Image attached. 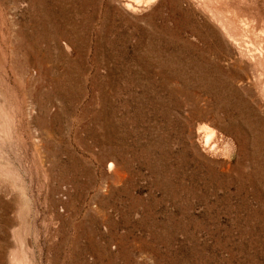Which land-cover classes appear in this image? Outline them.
I'll use <instances>...</instances> for the list:
<instances>
[{
	"label": "rangeland",
	"instance_id": "374dc122",
	"mask_svg": "<svg viewBox=\"0 0 264 264\" xmlns=\"http://www.w3.org/2000/svg\"><path fill=\"white\" fill-rule=\"evenodd\" d=\"M0 264H264V0H0Z\"/></svg>",
	"mask_w": 264,
	"mask_h": 264
},
{
	"label": "bare ground",
	"instance_id": "6f19581e",
	"mask_svg": "<svg viewBox=\"0 0 264 264\" xmlns=\"http://www.w3.org/2000/svg\"><path fill=\"white\" fill-rule=\"evenodd\" d=\"M144 0H136L137 3H141ZM151 0H145L146 3H149Z\"/></svg>",
	"mask_w": 264,
	"mask_h": 264
}]
</instances>
